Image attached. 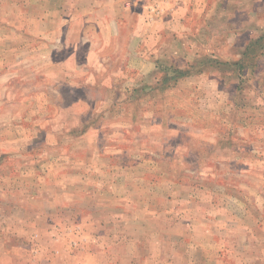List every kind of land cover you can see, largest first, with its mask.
<instances>
[{"label": "rangeland", "instance_id": "1", "mask_svg": "<svg viewBox=\"0 0 264 264\" xmlns=\"http://www.w3.org/2000/svg\"><path fill=\"white\" fill-rule=\"evenodd\" d=\"M145 1L0 0V264H264V0Z\"/></svg>", "mask_w": 264, "mask_h": 264}, {"label": "crops", "instance_id": "2", "mask_svg": "<svg viewBox=\"0 0 264 264\" xmlns=\"http://www.w3.org/2000/svg\"><path fill=\"white\" fill-rule=\"evenodd\" d=\"M194 3L195 2H193L192 0H174V1L173 0H167L165 4L170 5V7H167V8H170L171 11L162 12V9L164 7V6H162V0H146L141 7V14L142 13L144 14V12H145L147 15V10L152 12V14L150 13L151 18L150 17L148 18V22L153 23V24H155V23L161 24L162 23L161 21H163V20H165L166 22H168L169 20L171 22H174V21H176L177 17L179 16L181 10H184V11L187 10V12H188L189 10H191V6H193ZM155 10L158 11V13H161V12L163 13L160 18L157 15H153ZM176 12H177V14H175ZM141 14H139V15H141ZM168 15H170V16H168ZM140 17H142V15ZM159 27L160 26H157V29ZM161 30H162V28H161ZM156 34L153 35L152 38L156 37Z\"/></svg>", "mask_w": 264, "mask_h": 264}]
</instances>
